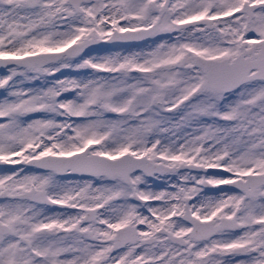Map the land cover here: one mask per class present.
Here are the masks:
<instances>
[{
  "label": "snow or ice",
  "instance_id": "obj_1",
  "mask_svg": "<svg viewBox=\"0 0 264 264\" xmlns=\"http://www.w3.org/2000/svg\"><path fill=\"white\" fill-rule=\"evenodd\" d=\"M0 69V264H264V0H0Z\"/></svg>",
  "mask_w": 264,
  "mask_h": 264
},
{
  "label": "flooded vegetation",
  "instance_id": "obj_2",
  "mask_svg": "<svg viewBox=\"0 0 264 264\" xmlns=\"http://www.w3.org/2000/svg\"><path fill=\"white\" fill-rule=\"evenodd\" d=\"M109 49L107 48H102V47H96V49H94L93 52H100V53H103V52H107ZM92 52V53H93ZM0 71H4L3 69H0ZM70 179H79L80 177H76V176H72V177H69ZM165 183H166V180L165 179H161V180H156L154 183H153V187L154 188H162L165 186ZM206 191H208L206 189ZM211 194V193H210Z\"/></svg>",
  "mask_w": 264,
  "mask_h": 264
},
{
  "label": "rangeland",
  "instance_id": "obj_3",
  "mask_svg": "<svg viewBox=\"0 0 264 264\" xmlns=\"http://www.w3.org/2000/svg\"><path fill=\"white\" fill-rule=\"evenodd\" d=\"M113 50H118V49H113ZM93 55H96V54H100V55H103V54H106V52H103V53H100V52H93L92 53ZM3 71H0V74H2ZM77 76V75H80L79 73H76L70 69H65L63 71V73H57V76L60 77V76Z\"/></svg>",
  "mask_w": 264,
  "mask_h": 264
},
{
  "label": "water",
  "instance_id": "obj_4",
  "mask_svg": "<svg viewBox=\"0 0 264 264\" xmlns=\"http://www.w3.org/2000/svg\"><path fill=\"white\" fill-rule=\"evenodd\" d=\"M87 51V50H86Z\"/></svg>",
  "mask_w": 264,
  "mask_h": 264
}]
</instances>
